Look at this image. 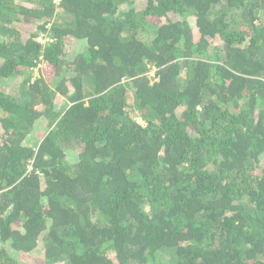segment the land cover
<instances>
[{
  "label": "trees",
  "instance_id": "trees-1",
  "mask_svg": "<svg viewBox=\"0 0 264 264\" xmlns=\"http://www.w3.org/2000/svg\"><path fill=\"white\" fill-rule=\"evenodd\" d=\"M37 248L264 264V0H0V264Z\"/></svg>",
  "mask_w": 264,
  "mask_h": 264
},
{
  "label": "rangeland",
  "instance_id": "rangeland-1",
  "mask_svg": "<svg viewBox=\"0 0 264 264\" xmlns=\"http://www.w3.org/2000/svg\"><path fill=\"white\" fill-rule=\"evenodd\" d=\"M43 75L47 80V77L49 75V71L44 70ZM48 80H50V78ZM139 123L143 124L142 121H140V120H139ZM68 159H69V161H75L76 157L73 155H69ZM257 170H259V169H257ZM257 172H259V171H257ZM42 260H43V256H42L41 250L39 248H37L35 251L30 253L29 255L23 256L21 258L22 264H42Z\"/></svg>",
  "mask_w": 264,
  "mask_h": 264
}]
</instances>
